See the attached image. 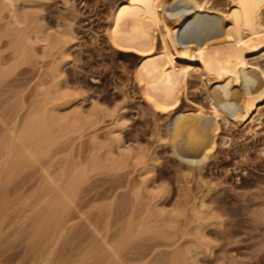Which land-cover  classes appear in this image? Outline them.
Masks as SVG:
<instances>
[{
    "label": "rangeland",
    "instance_id": "374dc122",
    "mask_svg": "<svg viewBox=\"0 0 264 264\" xmlns=\"http://www.w3.org/2000/svg\"><path fill=\"white\" fill-rule=\"evenodd\" d=\"M119 1L0 0V263L264 264V102L187 168L107 36Z\"/></svg>",
    "mask_w": 264,
    "mask_h": 264
},
{
    "label": "bare ground",
    "instance_id": "6f19581e",
    "mask_svg": "<svg viewBox=\"0 0 264 264\" xmlns=\"http://www.w3.org/2000/svg\"><path fill=\"white\" fill-rule=\"evenodd\" d=\"M230 3L221 9L212 0H120L108 20L109 40L141 55L136 81L167 114L166 143L187 168L207 162L220 119L251 124L264 102V66L248 59L264 51V0ZM193 69L208 87L209 113L181 108Z\"/></svg>",
    "mask_w": 264,
    "mask_h": 264
},
{
    "label": "snow or ice",
    "instance_id": "6c2138e0",
    "mask_svg": "<svg viewBox=\"0 0 264 264\" xmlns=\"http://www.w3.org/2000/svg\"><path fill=\"white\" fill-rule=\"evenodd\" d=\"M166 110V109H165Z\"/></svg>",
    "mask_w": 264,
    "mask_h": 264
}]
</instances>
